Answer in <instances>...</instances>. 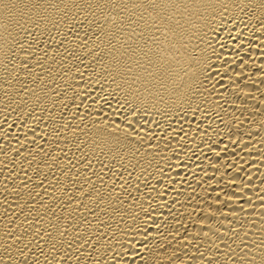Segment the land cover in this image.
<instances>
[{"label": "bare ground", "instance_id": "1", "mask_svg": "<svg viewBox=\"0 0 264 264\" xmlns=\"http://www.w3.org/2000/svg\"><path fill=\"white\" fill-rule=\"evenodd\" d=\"M0 264H264V0H0Z\"/></svg>", "mask_w": 264, "mask_h": 264}]
</instances>
